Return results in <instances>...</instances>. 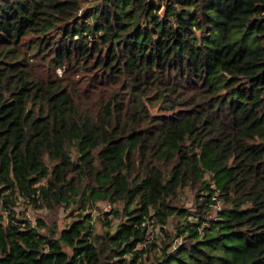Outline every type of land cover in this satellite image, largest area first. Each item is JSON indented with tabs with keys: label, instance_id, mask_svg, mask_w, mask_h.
<instances>
[{
	"label": "trees",
	"instance_id": "16d2710c",
	"mask_svg": "<svg viewBox=\"0 0 264 264\" xmlns=\"http://www.w3.org/2000/svg\"><path fill=\"white\" fill-rule=\"evenodd\" d=\"M0 264H264V0H0Z\"/></svg>",
	"mask_w": 264,
	"mask_h": 264
},
{
	"label": "rangeland",
	"instance_id": "374dc122",
	"mask_svg": "<svg viewBox=\"0 0 264 264\" xmlns=\"http://www.w3.org/2000/svg\"><path fill=\"white\" fill-rule=\"evenodd\" d=\"M40 70H44L45 63L38 64L37 66ZM56 75L61 76L62 70L57 69ZM76 79H80L81 81H84V78H79L76 76ZM98 208L91 210L90 214L92 215V218L94 219V228L97 232H100L103 230L101 223L97 221V217L100 216L102 219L105 218V216L100 215V210L108 211L109 207L105 205V203H98ZM178 204H180L183 208L187 209L190 212H193V201H192V194L190 191L186 188L180 191V195L178 197ZM14 214L16 217H23L26 219H29L34 222L36 218L42 219L46 225L48 226H55L57 231L64 228L68 223L75 217L76 212H72L70 209H65L63 206H58L52 210L47 209H34L32 208L29 203L26 201H23L22 199H19L14 207ZM214 215V211L210 214ZM116 222V220H114ZM174 224V220L170 219L168 221V224L164 226V229L171 230L172 226ZM159 226H152L150 225L148 228V231L150 233V236L147 238L152 239L154 237H158L160 235ZM149 240V239H148Z\"/></svg>",
	"mask_w": 264,
	"mask_h": 264
}]
</instances>
